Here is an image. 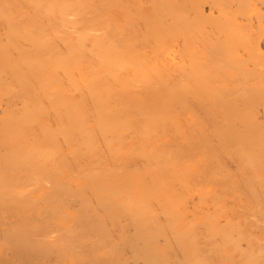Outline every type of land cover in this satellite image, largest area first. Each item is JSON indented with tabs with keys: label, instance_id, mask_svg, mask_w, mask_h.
<instances>
[{
	"label": "bare ground",
	"instance_id": "bare-ground-1",
	"mask_svg": "<svg viewBox=\"0 0 264 264\" xmlns=\"http://www.w3.org/2000/svg\"><path fill=\"white\" fill-rule=\"evenodd\" d=\"M3 1L0 264H264V0Z\"/></svg>",
	"mask_w": 264,
	"mask_h": 264
},
{
	"label": "rangeland",
	"instance_id": "rangeland-1",
	"mask_svg": "<svg viewBox=\"0 0 264 264\" xmlns=\"http://www.w3.org/2000/svg\"><path fill=\"white\" fill-rule=\"evenodd\" d=\"M5 3L3 0L0 2V7H3V6H5L6 4H3V3ZM16 3V4H15ZM13 5L15 4L16 6H17V4H20L19 2H13L12 3ZM14 5V6H15ZM15 6V8L13 9V12H14V17H17V18H23V15H27V10L24 12V14H23V10H20V8H18V6L16 7ZM248 215H243L242 216V219H245L246 217H247ZM252 217L251 216H248V219L247 220H249V219H251ZM247 220H245V221H247ZM255 230V231H254ZM253 231H254V233L253 232H251V234L252 235H254L256 238H258L259 240H262V238H263V235H261L262 234V231H261V229H257V228H255V229H253ZM259 231V232H258ZM260 236V237H259Z\"/></svg>",
	"mask_w": 264,
	"mask_h": 264
}]
</instances>
